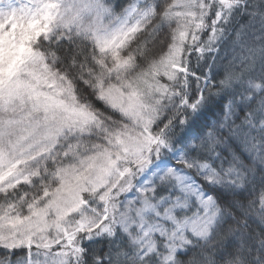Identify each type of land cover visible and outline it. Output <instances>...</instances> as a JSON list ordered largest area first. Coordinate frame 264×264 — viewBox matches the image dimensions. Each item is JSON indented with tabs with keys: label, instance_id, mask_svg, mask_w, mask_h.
I'll use <instances>...</instances> for the list:
<instances>
[{
	"label": "snow or ice",
	"instance_id": "1",
	"mask_svg": "<svg viewBox=\"0 0 264 264\" xmlns=\"http://www.w3.org/2000/svg\"><path fill=\"white\" fill-rule=\"evenodd\" d=\"M0 264H264V0H0Z\"/></svg>",
	"mask_w": 264,
	"mask_h": 264
}]
</instances>
